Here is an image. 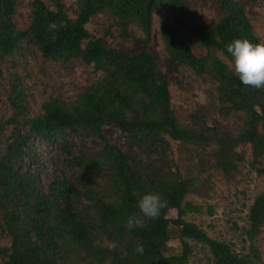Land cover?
<instances>
[{"label":"trees","instance_id":"1","mask_svg":"<svg viewBox=\"0 0 264 264\" xmlns=\"http://www.w3.org/2000/svg\"><path fill=\"white\" fill-rule=\"evenodd\" d=\"M52 1L54 10L41 1L34 2L31 24L20 31L13 24L16 0H0V63L30 39L46 59H80L103 75L77 101L67 104L50 99L42 105L41 115L25 122L21 121L23 95L15 90L13 106L17 112L7 121L14 126L13 131L6 141L0 139V264H103L106 259L111 264H189L194 249L189 241L206 246L214 264H262L256 249H252L253 256L240 255L185 219L201 213V207L186 201L193 181L178 173L158 179L143 176L132 157L107 140V128L114 127L127 135L130 149L134 145L148 149L157 142L168 148L163 138L168 136L202 148L213 143L221 157L237 155L235 149L243 145H250L256 155L264 157V88L242 85L226 47L236 39L260 43L239 0H218L223 16L213 27L176 22V26L160 29L169 58L197 76H207L217 86L220 104L229 112L246 115L234 138L218 128L209 129L212 134L206 135L181 126L156 58L145 51L127 54L112 49L92 39L87 29L92 18L108 11L122 26L137 25L148 43L153 15L164 5L186 8V0H75L76 19L69 17L62 0ZM59 21L67 27L48 31L50 23ZM176 27L185 30L207 54L196 55ZM193 118L195 124L198 119L204 125L208 122L199 115ZM69 131L91 134L101 141L98 158L88 159L90 168L110 173V184L101 191L93 189L91 179H78L80 186L76 187L58 171L42 181L38 152L50 143L58 142L77 166L85 164L83 157H73L68 149ZM133 192L141 196L158 193L168 206L157 219L144 218L137 208L139 197ZM172 212L176 217L170 216ZM134 213L140 216L143 227L129 230L126 220ZM249 219L250 238L254 239L264 227V193L256 198ZM2 238H8L7 245H2ZM102 239L119 247L107 251ZM138 244L143 245V254L134 251Z\"/></svg>","mask_w":264,"mask_h":264},{"label":"rangeland","instance_id":"2","mask_svg":"<svg viewBox=\"0 0 264 264\" xmlns=\"http://www.w3.org/2000/svg\"><path fill=\"white\" fill-rule=\"evenodd\" d=\"M43 2L50 10H54L52 0H16V16L13 24L20 31H26L31 24L33 4ZM70 18L76 19L78 7L75 0H62ZM251 22L260 43H264V0H239ZM218 0H186V8H175L169 5L161 7L160 12L152 17V35L150 42H145V35L134 24L120 25L108 12L96 15L87 25L92 39L102 41L106 46L131 54L145 51L151 53L157 61L159 69L166 77L171 94L174 114L181 126L195 129L198 132L212 134L209 129L218 128L222 134L234 138L244 126L246 115L242 112H229L219 102L217 86L207 76H197L188 67L171 60L167 54L165 43L160 35L163 25H175L176 22L194 23L213 27L223 16L218 7ZM177 28L196 55H205L207 50L190 39L185 30ZM222 60L227 61L219 52L212 50ZM101 71L94 66L86 65L80 59L62 61L44 58L30 39L24 40L21 48L0 63V139L6 141L14 126L7 121L16 115L13 100L15 90L23 95L25 110L22 122L42 114V105L50 99L58 98L71 104L78 100L88 89L98 84ZM200 116L194 122L193 116ZM107 140L111 146L126 151L136 162V169L143 176L158 179L171 173L193 181L187 200L201 207L200 214H189L186 220L202 228L209 237L231 246L240 255L253 256L256 249L264 264V227L254 238H250L251 223L249 212L256 198L264 193V157L256 155L250 145L235 149L237 155L219 156L215 144L204 148L193 143L168 142V148L160 143L152 147L133 146L129 148V140L116 128L109 127ZM67 146L73 157L86 160L82 166L72 162L66 156L58 142L40 148L39 169L43 171L42 181L47 175L55 176L56 171L68 181L79 187L78 179L88 182L92 180L93 189L101 191L110 184V173L106 169L90 168L88 159L98 158L102 150L101 141L94 135L68 132ZM69 160L70 163H67ZM192 171V174L187 172ZM171 217H176L172 212ZM7 245L8 238L1 239ZM109 242L102 239V246L107 251ZM194 247L189 264H214L210 250L202 245L189 241ZM83 258V253H78ZM79 264V263H77ZM103 264H111L105 260Z\"/></svg>","mask_w":264,"mask_h":264},{"label":"clouds","instance_id":"3","mask_svg":"<svg viewBox=\"0 0 264 264\" xmlns=\"http://www.w3.org/2000/svg\"><path fill=\"white\" fill-rule=\"evenodd\" d=\"M66 27L67 24L63 21L52 22L48 25V31H58ZM226 47L234 60V72L242 85L256 89L264 88V43L253 44L247 39H236ZM132 195L139 197L137 208L144 218L157 219L161 211L168 206V201L158 193L150 192L141 196L133 192ZM125 227L129 230L143 227V222L140 216L134 213L127 218ZM108 246L112 250L119 247L114 241L109 242ZM134 251L143 254V245L138 244Z\"/></svg>","mask_w":264,"mask_h":264}]
</instances>
